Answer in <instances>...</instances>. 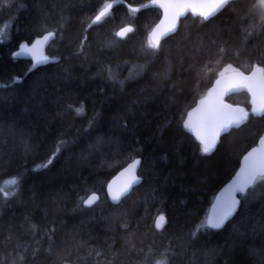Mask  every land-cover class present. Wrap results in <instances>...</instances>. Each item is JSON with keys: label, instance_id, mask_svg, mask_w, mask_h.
Masks as SVG:
<instances>
[{"label": "trees", "instance_id": "16d2710c", "mask_svg": "<svg viewBox=\"0 0 264 264\" xmlns=\"http://www.w3.org/2000/svg\"><path fill=\"white\" fill-rule=\"evenodd\" d=\"M122 1L89 28L111 0H0V30L5 27L7 36L0 38V187L12 178L22 181L15 197L5 200L0 194V260L7 254L10 261L19 242L30 245L27 264H57L60 256L67 264H85L80 257L89 251L87 264H138L145 256L154 264L165 249H182L243 155L264 134V118L250 115L204 153L184 126L221 73L264 67L258 40L242 44V29L259 23L241 18L253 0H236L245 6L239 16L231 9L204 22L188 15L155 55L149 41L160 10L134 12L127 4L151 0ZM123 27L134 31L121 38L116 33ZM46 29L57 36L45 54L59 61L36 65L16 59L18 47L46 35ZM220 47L226 49L222 54ZM137 65L145 70L130 78ZM109 66L122 84L108 78ZM226 100L252 111L245 90ZM81 105L78 114L74 109ZM60 140L67 145L57 152ZM136 158L142 160L141 184L130 198L112 204L109 180ZM93 191L100 195L98 206L77 207L79 197ZM248 193L240 195V208L225 228L208 230L192 245L195 257L189 254L182 264H258L259 253L251 249L264 246L258 230L264 191ZM160 214L167 217L162 231L155 228ZM51 228L55 242L49 255L44 233ZM36 247L40 254L31 259ZM113 253H118L114 261Z\"/></svg>", "mask_w": 264, "mask_h": 264}, {"label": "snow or ice", "instance_id": "6c2138e0", "mask_svg": "<svg viewBox=\"0 0 264 264\" xmlns=\"http://www.w3.org/2000/svg\"><path fill=\"white\" fill-rule=\"evenodd\" d=\"M117 2H122V0H111V2L105 3L99 11L96 13L94 20L88 27H92V24H98L106 18L113 8L114 4ZM152 3L158 5L163 9L164 19L152 32V37L149 41V47L153 50V55L161 50V40L170 34H176L181 16L185 15L187 12L191 11L194 15L202 18V22L210 21L217 15L227 11L229 9L236 11L237 15H240V9L245 6L238 5L236 0H152ZM11 7V3L8 5ZM131 8V6H129ZM246 13L242 19L247 17L251 19H258V24H249L247 27L243 28L244 33L242 44L246 47L247 44L252 39H257L258 44L256 48L259 50L261 57H264V0H253L250 5L246 6ZM132 11L138 12L139 8H131ZM64 16L61 13V20H64ZM62 26V25H61ZM7 27V25H6ZM47 35L43 36V40H36V44L39 45L42 42L46 43L50 39L57 36V32L54 30H47ZM132 27L122 28L116 33L117 36L125 37L128 33L133 32ZM2 34V33H0ZM62 38V37H61ZM2 42V41H0ZM20 47L27 51L34 53L35 47L28 48L27 44H22ZM225 47L219 48V53L225 52ZM81 53H83V45L80 48ZM17 52L14 55H20ZM241 53L236 52L239 56ZM45 60L47 57L44 58ZM228 65V68H231ZM136 72H129V77H133L134 74H139L145 70V66L137 65L135 66ZM108 78L114 82L123 83V81L118 80V74L114 73L112 68L106 67ZM234 75L228 79L227 82L223 83L222 80H216V87L209 90V95L205 99L200 101V106L193 109V112L188 113V120L185 121V127H188L193 131L200 141L201 150L204 153H210L216 148L217 142L222 133L229 132L232 128H239L241 125L249 121L251 116H259L264 118V67L259 64L253 65L252 71L249 75H245L237 69L232 70ZM223 77L224 73L220 74ZM246 89L252 94V111L249 113L246 109L240 107H233L232 105L226 104L223 101V95L228 91H237ZM257 97H259V104L257 103ZM69 110H73V105H68ZM78 114L83 112V106L74 109ZM195 116V119H194ZM7 144V140L2 141ZM67 141L60 140L56 145L55 151H59L61 146H66ZM30 150V145H26V151ZM54 158V157H53ZM52 159L47 161V164H51ZM140 161L133 159L129 168L126 170L129 172L130 176L128 181L121 187L114 189L112 185L108 186V195L111 201L115 204H120L123 200L128 199L133 194L134 186L141 184V177L136 174L137 166L140 165ZM46 166V165H44ZM242 177L234 182L231 186V194L229 198L223 202L219 207L215 208L210 216L202 221L200 225L189 233L187 243L182 247L180 251L173 248L165 249L161 254L160 259H156L154 264H182L186 260L187 256L191 254L195 257V251L192 249V245L199 242V238L205 235L210 229H223L229 218L236 211V208L240 205V200L236 198V193H248V189L252 188L253 193H248L249 195H254L255 189L259 187L264 191V136L259 138V147L254 148L252 152L248 153L244 157V167L241 168ZM8 183L14 185V191L9 192L5 188L0 187V194L3 195L5 200L9 197H15L21 191L22 181L19 178H12ZM100 202V197L93 191L90 195L80 196L77 207L82 208H92L94 205L98 206ZM25 220L29 222L30 227L33 231L36 229V225L31 223L30 217H25ZM167 223L166 217L161 214L155 220V228L163 229ZM259 233L264 235V218L258 222ZM54 233L55 229L51 228L49 231L45 232L44 235L47 236L49 240V247L47 253L52 254L54 244ZM6 240H11V236L6 237ZM17 248H23L22 253H16ZM30 245L17 243L12 249L13 258L9 261L8 255L6 254L3 260H0V264H27V257L24 253L29 252ZM79 249H77L78 251ZM135 250V246L130 251ZM143 249L138 250L142 252ZM151 249H149V254H151ZM251 251H258L259 261L258 264H264V246L257 249H251ZM40 254V248H32L30 253L31 259H36ZM92 255L89 251L86 256L80 257L85 264H87L88 257ZM101 255V253L96 252V256ZM118 253L112 254V260L116 259ZM57 264H67V258L60 256L58 258ZM138 264H153L149 259V256H145L144 259Z\"/></svg>", "mask_w": 264, "mask_h": 264}, {"label": "water", "instance_id": "95a60500", "mask_svg": "<svg viewBox=\"0 0 264 264\" xmlns=\"http://www.w3.org/2000/svg\"><path fill=\"white\" fill-rule=\"evenodd\" d=\"M122 3H124V1H122V2H117V3H115L114 4V6H113V8L116 6V5H118V4H122ZM127 6H128V8L129 9H131V8H139L140 9V11H142V10H144V9H148V8H155V9H158V10H160V12H161V17H160V19H159V21L156 23V25L153 27V29H152V31H151V35H150V38L152 37V32H153V30L156 28V26L157 25H159L160 23H161V21L164 19V13H163V9H161L158 5H155V4H153L152 3V0L151 1H149V2H147V3H145V4H143V5H141V6H131V5H128L127 4ZM129 6H131V8L129 7ZM112 8V9H113ZM111 9V10H112ZM139 12V11H138ZM188 15H192L193 17H199V16H197V15H194L191 11H189V12H187L185 15H183V16H181V18H180V23H181V20L182 19H184V18H186ZM179 27H180V24H179ZM179 27H178V29H179ZM123 28H125V27H123ZM122 29V28H121ZM120 29V30H121ZM119 30V31H120ZM178 31V30H177ZM131 33V32H130ZM129 34V33H128ZM127 34V35H128ZM171 35H173V34H170L169 36H171ZM45 36V35H44ZM169 36H167V37H169ZM126 37V36H125ZM125 37H122V38H125ZM167 37H165V38H167ZM164 38V39H165ZM37 39H39V40H43V36H41V37H39V38H37ZM36 39V40H37ZM163 39V40H164ZM36 40H34L32 43H23V44H27L28 45V48H33V47H35V52L34 53H31V52H27V51H25V50H23L20 46L18 47V49L16 50V52L15 53H17V52H19V53H21L20 55H15V57H16V59H26V60H31L34 64H36V65H46V64H49V63H54V62H57V61H59V58H55V57H49V56H47V55H45V51L47 50V48L49 47V45L51 44V41H52V39H50L49 41H47L46 43H41V44H39V45H37L35 42H36ZM161 42H162V40H161ZM22 45V44H21ZM45 57H47V59L45 60L44 58ZM233 69H229V70H227V71H225V72H223L224 73V75H223V77H221V75H219V77L217 78V79H221L222 80V85H223V83H225V82H227L228 81V79L229 78H231L233 75H234V73H233V71H232ZM240 71V70H239ZM240 72H243V71H240ZM245 75H249L251 72H249V73H245V72H243ZM216 79V80H217ZM216 80H215V82L213 83V85H212V87H211V89L212 88H214V87H216ZM242 90H245V91H247L246 89H242ZM240 90H237V91H228L226 94H224L223 95V101H224V103H226V104H229V105H232L233 107H240V108H243L242 106H240V105H235V104H232V103H230L229 101H227L226 100V98L228 97V96H230L231 94H233V93H236V92H239ZM248 92V91H247ZM249 94H250V96H251V102H252V99H253V97H252V94L250 93V92H248ZM208 95H209V92L207 93V95L203 98V99H205L206 97H208ZM202 100V99H201ZM200 100V101H201ZM200 101L196 104V106L193 108V109H195V108H197V107H199L200 106ZM257 103L259 104V97H257ZM252 107H253V104H252ZM192 112H193V110H192ZM194 119H195V116H194ZM235 128V127H234ZM233 129V128H232ZM231 130V129H230ZM229 130V131H230ZM193 132V131H192ZM228 133V132H227ZM227 133H222L221 135H220V138L224 135V134H227ZM193 134L195 135V133L193 132ZM262 136H264V134L262 135ZM195 137H196V135H195ZM220 138H219V140H218V142H217V145H218V143H219V141H220ZM196 139H197V137H196ZM198 140V139H197ZM199 141V140H198ZM200 142V141H199ZM216 145V146H217ZM259 147V140H258V142H257V144L255 145V146H253L251 149H249L245 154H244V156L242 157V159H241V162H240V166H239V168L237 169V171L234 173V175L232 176V178L218 191V193L216 194V196H215V198H214V200H213V202H212V205H211V207H210V210H209V213H208V216H210L211 214H212V212H213V210L215 209V208H217V207H219L223 202H225L228 198H229V196H230V194H231V186L234 184V182H236V181H238L241 177H242V173H241V168L242 167H244V157L245 156H247L248 155V153H250V152H252V150L254 149V148H258ZM214 150V149H213ZM136 160H139L140 162H142V160L140 159V158H136ZM132 163V161L130 162V163H128L126 166H124L123 168H121L117 173H115L114 174V176L109 180V182H108V184H107V188H106V192L108 193V186L109 185H112V187L114 188V189H116V188H119V187H121V186H123L127 181H128V179H129V176H130V174H129V172L128 171H126L128 168H129V165ZM140 167H141V163H140V165L139 166H137V169H136V174L137 175H139V171H140ZM140 176V175H139ZM141 177V176H140ZM141 181H142V177H141ZM137 186H139V185H137ZM137 186H134V188L135 187H137ZM251 188H249L248 190H250ZM99 197H100V195L98 194V193H96ZM243 194H245V193H236L235 195H236V198L237 199H239L240 200V198H239V196L240 195H243ZM108 195V194H107ZM108 198H109V200L111 201V198H110V196L108 195ZM111 203L112 204H115V203H113L112 201H111ZM115 205H118V204H115ZM240 205H241V201H240ZM240 205L236 208V211L233 213V215L229 218V221L236 215V213L238 212V210H239V208H240ZM161 215V214H160ZM164 215V214H163ZM159 216V215H158ZM157 216V217H158ZM165 216V215H164ZM207 216V217H208ZM166 217V216H165ZM166 219H167V217H166ZM228 221V222H229ZM227 222V223H228ZM226 223V224H227ZM167 224V223H166ZM166 224H165V226H166ZM165 228V227H164ZM163 228V229H164ZM163 229H157V230H159V231H162Z\"/></svg>", "mask_w": 264, "mask_h": 264}, {"label": "rangeland", "instance_id": "374dc122", "mask_svg": "<svg viewBox=\"0 0 264 264\" xmlns=\"http://www.w3.org/2000/svg\"><path fill=\"white\" fill-rule=\"evenodd\" d=\"M0 33H2V34H0V38L4 39L7 37L6 33H5V27L0 30ZM8 181H10V180H8ZM8 181L5 182L3 188H5V190H8L9 192H12V191H14V185H12L11 183H8Z\"/></svg>", "mask_w": 264, "mask_h": 264}, {"label": "bare ground", "instance_id": "6f19581e", "mask_svg": "<svg viewBox=\"0 0 264 264\" xmlns=\"http://www.w3.org/2000/svg\"><path fill=\"white\" fill-rule=\"evenodd\" d=\"M94 20V19H93ZM92 20V21H93ZM92 23V22H91ZM90 23V24H91ZM93 25V24H92ZM153 29V28H152ZM47 35V34H46ZM151 35V34H150ZM122 38V37H121ZM151 39V38H150ZM46 55V54H45ZM50 57V56H49ZM193 110V109H192ZM192 112V111H191ZM244 156V155H243ZM141 159V158H140ZM242 159V158H241ZM133 161V160H132ZM240 162H241V160H240ZM130 163V162H129ZM126 166V165H125ZM240 166V165H239ZM123 168V167H122ZM239 168V167H238ZM136 188V187H135ZM106 194H107V192H106ZM246 194V193H245ZM244 195V194H243ZM108 196V195H107ZM239 198H240V196H239ZM240 201H241V199H240ZM211 207V206H210ZM210 210V209H209ZM209 213V212H208ZM208 216V215H207ZM157 218V217H156ZM156 220V219H155ZM157 229V228H156Z\"/></svg>", "mask_w": 264, "mask_h": 264}]
</instances>
